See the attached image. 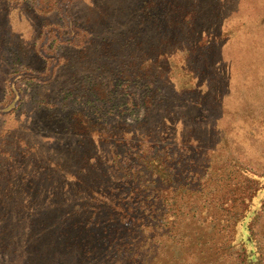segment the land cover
I'll list each match as a JSON object with an SVG mask.
<instances>
[{
    "label": "rangeland",
    "instance_id": "1",
    "mask_svg": "<svg viewBox=\"0 0 264 264\" xmlns=\"http://www.w3.org/2000/svg\"><path fill=\"white\" fill-rule=\"evenodd\" d=\"M151 132L204 163L208 199L236 186L229 162L264 175V0H0V264H245L221 226L66 237L81 203L109 208L122 139Z\"/></svg>",
    "mask_w": 264,
    "mask_h": 264
},
{
    "label": "trees",
    "instance_id": "2",
    "mask_svg": "<svg viewBox=\"0 0 264 264\" xmlns=\"http://www.w3.org/2000/svg\"><path fill=\"white\" fill-rule=\"evenodd\" d=\"M106 132L103 134L112 137V133ZM158 137L159 134L151 132L137 139H122L121 147L115 152L118 164L114 173H109L115 179L109 182L111 186L104 192L109 199V208L103 216L101 206L99 210L95 203H78L79 208L89 210V217L78 220L68 216L66 237L82 234V228H88L93 223L103 226L100 234L112 231L110 243L119 244L122 248L126 245L140 246L147 237L156 236L157 241L164 240V245L169 241L181 245L187 242L185 237L189 235L183 234V225L197 223L202 225V230L206 225L216 229L221 226L230 231L229 252L240 255L245 264H264L263 217L259 221L263 213L264 175L228 160L230 168L237 166L229 169L227 163L220 174L238 171L240 178L235 182L236 186L224 190L220 197L208 199L199 183L204 174L201 170L206 169L203 168L204 163L198 164L188 158L181 162L180 156L174 157L175 151L161 144ZM143 146L146 149L143 150ZM210 151L211 148L206 152ZM199 166L203 169L197 170ZM109 167L112 168V165L108 166V170ZM121 188H125L124 197H120ZM82 191L92 194V190L88 192L86 188ZM124 219H128L124 231L126 240L121 239L123 232L118 234L117 226ZM144 228L151 232L149 236L140 234L144 233ZM195 233L193 231L192 234ZM196 237L195 242L198 243ZM119 240L122 241L118 243ZM213 248L216 253L227 252V249L221 251L217 244ZM225 254L231 256V253ZM135 262L140 264V261Z\"/></svg>",
    "mask_w": 264,
    "mask_h": 264
}]
</instances>
